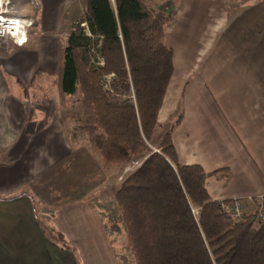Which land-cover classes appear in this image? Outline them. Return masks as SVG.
Returning a JSON list of instances; mask_svg holds the SVG:
<instances>
[{
    "label": "crops",
    "instance_id": "0c3cea01",
    "mask_svg": "<svg viewBox=\"0 0 264 264\" xmlns=\"http://www.w3.org/2000/svg\"><path fill=\"white\" fill-rule=\"evenodd\" d=\"M76 2L0 0L5 15L32 21L24 45L0 39V264H78L67 254L75 246L47 238L32 189L71 151L57 102L56 34ZM236 3H150L171 18L173 71L158 121L180 111L171 132L177 160L220 169L205 179L209 197L243 199L253 210L264 192V0Z\"/></svg>",
    "mask_w": 264,
    "mask_h": 264
},
{
    "label": "trees",
    "instance_id": "16d2710c",
    "mask_svg": "<svg viewBox=\"0 0 264 264\" xmlns=\"http://www.w3.org/2000/svg\"><path fill=\"white\" fill-rule=\"evenodd\" d=\"M170 21L146 0H85L56 46L66 134H84L102 166L138 162L113 192L134 264H264L254 209L233 221L227 207L244 200H214L205 189L208 175L224 172L177 160L171 132L180 113L151 142L173 71Z\"/></svg>",
    "mask_w": 264,
    "mask_h": 264
},
{
    "label": "rangeland",
    "instance_id": "374dc122",
    "mask_svg": "<svg viewBox=\"0 0 264 264\" xmlns=\"http://www.w3.org/2000/svg\"><path fill=\"white\" fill-rule=\"evenodd\" d=\"M149 1L158 4L160 1L170 0ZM229 1L239 3L247 0ZM84 2L85 0H78L63 16L56 34L59 42H65L70 25L76 19L72 22L69 20L70 11ZM165 5L168 3L158 8ZM176 115L177 113L174 119ZM63 119L68 128L71 125L69 119ZM162 124L156 126L152 144L169 125L168 122ZM67 141L71 147L70 153L53 169L43 174L47 181L45 185L40 183L32 188L37 199L42 201L36 202L35 207L42 214L41 223L47 238L61 244L63 248L75 246L76 251H69L67 254L72 253V259H76L78 264H134L127 249L125 231L115 207L113 192L120 180L137 166L138 162H130L122 169L116 165L105 167L92 155L84 134L77 133L74 137L69 132ZM31 162L30 160V164ZM251 211L250 207L246 209L247 213ZM52 214L54 219L50 217ZM57 227H61V231ZM65 256L63 255V260Z\"/></svg>",
    "mask_w": 264,
    "mask_h": 264
},
{
    "label": "built area",
    "instance_id": "2783aa9c",
    "mask_svg": "<svg viewBox=\"0 0 264 264\" xmlns=\"http://www.w3.org/2000/svg\"><path fill=\"white\" fill-rule=\"evenodd\" d=\"M4 1L7 2L8 0ZM6 13L5 8H0V39L8 38L16 46L24 45L26 43L27 29L32 26V21L5 15ZM253 203V213L256 220L259 223H264V192L256 196ZM219 206L224 207L221 203ZM227 210L229 217L233 221H237L246 212L244 202L241 200L230 202Z\"/></svg>",
    "mask_w": 264,
    "mask_h": 264
}]
</instances>
